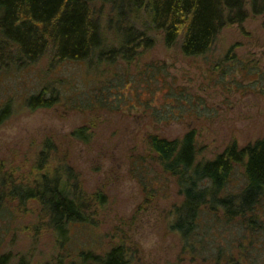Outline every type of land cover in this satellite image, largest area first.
I'll return each instance as SVG.
<instances>
[{
  "label": "rangeland",
  "instance_id": "obj_1",
  "mask_svg": "<svg viewBox=\"0 0 264 264\" xmlns=\"http://www.w3.org/2000/svg\"><path fill=\"white\" fill-rule=\"evenodd\" d=\"M94 7L104 43H116L107 21L115 14L112 6L99 0ZM244 7L247 17L225 24L200 55H184L179 43L168 47L162 32L149 30L154 45L132 65H116L124 80L102 94L107 106H79L81 93L75 89L87 86L84 67L62 62L50 69L48 54L1 77L0 99L10 96L13 104L0 123L2 171L15 182L32 184L39 172L36 161L45 151L50 164L63 161L72 167L79 189L103 194V201L87 211L91 222L74 225L62 247L36 199L20 208L11 205L6 224L0 221V253L11 254L8 264L21 255L29 264H46L58 251L73 259L80 247L102 252L115 242L128 248L130 264L187 262L190 254L169 228L170 209L182 195L164 173L157 177L142 170L140 177L131 156L146 155L148 132L174 138L195 129L197 159L213 157L234 139L244 144L264 135V14H253L248 3ZM133 22L146 29L141 19ZM49 82L67 94L70 90L72 102L28 108L24 97ZM79 126L90 133L87 141L72 134ZM239 178L236 174L233 181ZM143 182L155 191L150 193ZM257 258L261 262L264 253Z\"/></svg>",
  "mask_w": 264,
  "mask_h": 264
},
{
  "label": "trees",
  "instance_id": "obj_2",
  "mask_svg": "<svg viewBox=\"0 0 264 264\" xmlns=\"http://www.w3.org/2000/svg\"><path fill=\"white\" fill-rule=\"evenodd\" d=\"M96 1L0 0V79L48 54L50 69L62 62L84 67L87 86L93 84L75 89L82 94L79 106H107L102 94L124 80L116 65H132L154 45L149 30L162 32L168 47L179 43L184 55H200L211 48L225 24L247 17L245 4L253 14H264V0H100L109 2L115 13L107 21L114 27L116 43L106 44L95 16ZM131 19H141L146 29L136 28ZM64 90L49 82L26 95L25 104L35 109L62 99L72 102L73 94ZM12 110L10 96L0 99V123ZM72 134L83 141L90 135L85 126ZM145 140L146 155L131 156L136 172L140 177L142 170L157 177L164 173L182 195L170 209L169 228L178 235L181 250L190 255L187 262L179 259L170 264H264L257 258L264 253V135L244 144L234 139L205 159L196 158L195 129L174 138L148 132ZM44 152L36 161L39 172L32 184L15 182L0 167V221L6 224L11 205L20 208L36 199L62 247L74 225L91 222L87 211L94 202L103 201V194L88 195L79 189L72 167L63 161L50 164V153ZM236 174L240 178L234 182ZM143 184L150 193L155 191L150 183ZM129 252L123 242L102 252L83 246L69 261L66 253L58 251L55 260L46 264H130ZM10 259L9 252L0 253V264ZM16 264L29 260L21 255Z\"/></svg>",
  "mask_w": 264,
  "mask_h": 264
}]
</instances>
